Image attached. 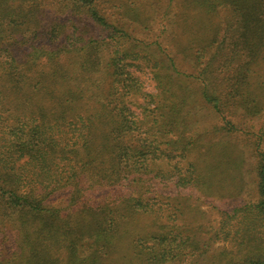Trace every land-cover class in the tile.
<instances>
[{
    "label": "trees",
    "instance_id": "16d2710c",
    "mask_svg": "<svg viewBox=\"0 0 264 264\" xmlns=\"http://www.w3.org/2000/svg\"><path fill=\"white\" fill-rule=\"evenodd\" d=\"M195 2L201 13L227 15L180 44L183 50L154 41L143 57L151 62L156 92L145 93L128 70L127 60L141 57L137 38L127 22L109 21L97 0H0V50L6 53L0 63V264H200L217 240L220 251L206 264H264V127L249 133L243 125L245 118L264 116V0ZM59 17H87L102 40L70 30ZM196 25L202 30L203 22ZM40 33L48 37L38 41ZM22 41L30 43L27 65L11 49ZM154 51L162 56L153 58ZM71 53V70L59 73L57 60ZM44 60L56 91L52 103L36 102L44 85L32 81ZM84 96L91 114L81 111ZM195 104L217 118L209 132L255 138V199L221 210L210 231L188 226L176 206L169 209L153 195L156 183L176 175L172 171L181 175L178 188L241 187L236 178L244 160L235 145H226L216 161L203 154L189 161L203 130L186 135L174 127ZM166 152L174 165L163 173L155 165L170 162ZM223 161L234 166L236 178L229 174L215 184ZM58 190L65 194L53 200ZM148 216L150 226L135 225Z\"/></svg>",
    "mask_w": 264,
    "mask_h": 264
},
{
    "label": "rangeland",
    "instance_id": "374dc122",
    "mask_svg": "<svg viewBox=\"0 0 264 264\" xmlns=\"http://www.w3.org/2000/svg\"><path fill=\"white\" fill-rule=\"evenodd\" d=\"M97 1L99 10H101V12L104 11L109 21H119L123 23L127 22L126 25L130 26V29L128 30L129 34L137 38L134 43H138L140 47L136 48L135 51H140L141 57L133 60V62L131 59H128V64L132 65L128 67V70L135 73L138 80L143 84L145 93L156 92L155 83L151 79V69L149 66H147L151 65V62L146 64L147 58L143 57L145 53L150 51L152 52L153 49H155L156 45L154 41L159 42L161 47L164 49L173 48L175 51L183 50L184 48H182L183 46H180V44L184 45V43L188 42L189 39L191 40V36L193 34H206L208 26H210L212 23L222 21L227 15L226 11H220V13L212 16L207 15L206 13H201L195 5V0H173L171 8L168 12H165V10L167 9L166 7L168 5V0ZM181 13L184 15V17L180 20ZM37 17L42 18L41 20L43 21V23L47 21L45 13L38 14ZM84 18L80 19L77 17H67L65 19H62V17H59L57 21H59L61 24H66V26L70 30L73 27H76L78 29V32L83 34L90 32L94 35V38L102 40V37L100 36V30H98L96 26L92 24V22ZM201 22H203V26L202 30L199 31L196 24H200ZM164 24H166L168 28L163 33H161L160 27ZM105 35L108 36L106 33ZM47 37L48 34L46 35L44 33H40L36 36V39L38 41H44ZM29 44V42L24 43L22 41L17 47H15L16 45H13L14 48H11L12 51L15 52V54L23 61V64L21 65H27L24 63H26L25 55L29 49ZM109 45L112 48L117 49L115 41L109 39ZM3 46L4 45L2 44V47ZM5 54L6 53L0 50V63H3ZM180 54L183 55V53ZM154 55L156 57L162 56L158 51H154L152 55L153 58ZM74 58H76L75 53L60 57L59 61L57 60V63L58 65H61L60 70L63 72L59 73H64L68 69L71 70ZM45 65L50 64L45 60L38 62L36 67V77L32 74V77L34 76L32 81L40 79L41 81H43L44 85L41 88L40 93L36 95V102L38 103L44 101L52 103L53 97H55L56 95V91L52 93L53 79L49 75H47V72L44 70ZM134 65H144L142 67L143 70H136V67ZM180 65L190 71V63L187 62V60L181 61ZM38 71L40 73H38ZM20 73L22 72L20 71ZM93 77L95 79V75H93ZM110 79L111 78L109 77L106 78V87L108 86ZM118 95L119 93L114 92V94L111 95L110 98L116 101V97ZM81 100L82 103H84L81 111L91 114L93 111H87V109H89L90 106L93 105L92 102L90 103L88 100H86V96H84V98H82ZM141 101L142 98H139L138 102L140 103ZM195 105L196 108H191L190 111H182L179 118L175 121L176 126L174 127V130H176L177 132L185 131L186 135L195 131V129L197 128H202L203 131L206 129V133L202 131L201 138L196 139V144L195 146H193V153H191V155L188 157L189 161H192V159L195 157L199 158L200 154L205 155L204 158L206 159L208 156V159L211 157L214 161H216L218 160L219 156L223 155V148L226 145L230 146L233 144L238 148L242 160H244L242 163V167L240 166L241 178L237 179L235 177L236 172L233 165H229V167H226L225 161H223L220 167V171H214L212 179L214 180L215 184H218L219 179H226L230 174V176L232 175V178H236V181L239 182L241 187L233 191L230 189L229 192H225V190L219 191L214 187H211L208 191L202 193L199 192L197 188H191V186L189 185L186 188H178L176 186V181H179L181 175L177 172L172 171V173H175L176 175L170 176V180L167 183H156V188H154V191L156 190V194L153 195L161 202L162 205L169 209L172 206H176L175 210L177 209L180 220L188 226L190 225L193 228L200 226L201 228L204 227V230L210 231L217 227L221 210L230 209L234 206L240 205V203H245L250 199H255V195L253 193L255 186V174L253 172L254 159L252 152L253 144L251 142L255 138L254 136L248 137L242 133L229 135L224 130H221L216 134L209 132L211 129L210 126H212L214 123H218L217 118L213 113L204 111L202 108H200L198 106L199 104ZM243 125L248 128L249 133H252L257 129L264 127V116L256 119L245 118ZM174 137H176V135H174ZM248 138H250V140H248ZM167 139H171V136H167ZM166 153L167 155H169V157H171L170 152ZM211 158L210 161L212 162ZM172 159V157L170 159L167 157L166 160L170 162H159L157 165H155V167L162 170L163 173H166L167 170H172L173 168L172 164L174 165V161L172 162ZM182 168L183 170L186 169V165L184 164ZM187 174L189 175V173ZM149 175L151 176L152 174L143 175L142 177L146 179L147 177H150ZM195 176L196 175H194V177ZM230 181L231 183H234V181ZM64 194L65 192L63 190H58L51 196V198L55 200L56 198ZM152 222L153 221L150 216L142 217L136 219L135 225L139 224V226H141V223H145V225L148 227L152 224ZM135 225L133 229L138 231L139 229ZM195 234L198 238L205 240V234L199 233V231H196ZM222 244L223 242L218 240L214 242L213 246L209 250V253L205 256H202L201 258L204 259H202L201 261L199 259V263L206 264L208 255L218 253Z\"/></svg>",
    "mask_w": 264,
    "mask_h": 264
}]
</instances>
